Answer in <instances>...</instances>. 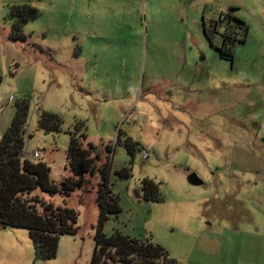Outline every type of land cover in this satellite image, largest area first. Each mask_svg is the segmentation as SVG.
Returning <instances> with one entry per match:
<instances>
[{"label":"rangeland","instance_id":"rangeland-1","mask_svg":"<svg viewBox=\"0 0 264 264\" xmlns=\"http://www.w3.org/2000/svg\"><path fill=\"white\" fill-rule=\"evenodd\" d=\"M23 4L36 16L13 40L12 7ZM229 15L247 27L232 59L215 48L225 29L242 36ZM0 76V139L25 100L23 152L58 188L71 176L76 126L98 150L111 146L121 211L107 236L148 239L175 264H264V0H0ZM42 111L61 118L60 131L39 127ZM126 140L148 158L129 154ZM191 173L203 184H190ZM85 178L69 196L31 193L77 213V233L59 237L55 256L37 257L27 229L8 227L0 264H90L99 176ZM145 178L158 200L141 198ZM110 252L99 264H123Z\"/></svg>","mask_w":264,"mask_h":264},{"label":"trees","instance_id":"trees-1","mask_svg":"<svg viewBox=\"0 0 264 264\" xmlns=\"http://www.w3.org/2000/svg\"><path fill=\"white\" fill-rule=\"evenodd\" d=\"M35 8L23 4L12 7L11 17L14 18L11 38L23 40L21 25L36 16ZM224 15L219 16L222 22ZM236 21V28L242 30L241 38L237 39L232 31L225 29L222 44L215 46L221 56L232 59V47L236 41H245L246 30L242 20L230 17ZM218 21L214 23L217 30ZM230 24L227 26V28ZM237 32V31H236ZM204 33L210 44L213 42L207 31ZM230 43L226 47V43ZM2 77L0 76V84ZM28 117V103L23 100L16 103V111L10 126L5 130L0 139V229L8 227H21L28 231L33 244L35 254L39 258H51L55 256L57 244L61 235H75L78 230L77 213L69 207L55 206L50 202L41 200L38 196H32L35 189H40L49 194H55L59 190L69 196L76 188H81L86 183L85 175L95 176L98 174V189L96 203L99 208V217L95 230V247L90 264H99L103 255L123 264H175L165 250L150 240H142L119 231L107 236L103 230L110 216H117L120 211L119 196L112 191L110 182V170L112 162V148L105 146V152L98 150L97 146L87 141L86 133L80 126H76L70 132L67 146V168L71 176L64 178L58 188L49 180L48 166L38 160L23 158L24 132ZM61 118L58 115L40 112L38 119L39 127L50 131L61 130ZM81 125V124H80ZM119 140V139H118ZM135 142L126 140L127 152L134 156ZM106 153H109L107 155ZM107 158L101 164H97L101 158ZM118 177L126 179L130 173L128 168L122 167L116 171ZM74 177L78 178L75 179ZM140 195L145 200H158L159 189L156 182L143 179L140 182Z\"/></svg>","mask_w":264,"mask_h":264},{"label":"built area","instance_id":"built-area-1","mask_svg":"<svg viewBox=\"0 0 264 264\" xmlns=\"http://www.w3.org/2000/svg\"><path fill=\"white\" fill-rule=\"evenodd\" d=\"M134 150H135V153H139L143 159H147L148 158L147 152L143 149V147L139 143L135 144ZM33 157L34 158H38L39 154L37 152H35L33 154ZM23 158L28 159L27 156H25L24 153H23Z\"/></svg>","mask_w":264,"mask_h":264},{"label":"water","instance_id":"water-1","mask_svg":"<svg viewBox=\"0 0 264 264\" xmlns=\"http://www.w3.org/2000/svg\"><path fill=\"white\" fill-rule=\"evenodd\" d=\"M187 180L190 184H192L194 186H199V185L203 184V180L200 177H198L195 173H191L188 176Z\"/></svg>","mask_w":264,"mask_h":264},{"label":"clouds","instance_id":"clouds-1","mask_svg":"<svg viewBox=\"0 0 264 264\" xmlns=\"http://www.w3.org/2000/svg\"><path fill=\"white\" fill-rule=\"evenodd\" d=\"M24 153V152H23Z\"/></svg>","mask_w":264,"mask_h":264}]
</instances>
